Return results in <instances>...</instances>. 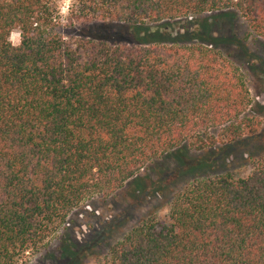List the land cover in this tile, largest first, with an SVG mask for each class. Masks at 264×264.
<instances>
[{"label":"trees","instance_id":"obj_1","mask_svg":"<svg viewBox=\"0 0 264 264\" xmlns=\"http://www.w3.org/2000/svg\"><path fill=\"white\" fill-rule=\"evenodd\" d=\"M227 11L264 41V0H72L66 15L57 0H0V264H30L77 209L164 157L260 133L244 74L218 50L66 34ZM246 164L196 175L103 264H264V153Z\"/></svg>","mask_w":264,"mask_h":264},{"label":"rangeland","instance_id":"obj_2","mask_svg":"<svg viewBox=\"0 0 264 264\" xmlns=\"http://www.w3.org/2000/svg\"><path fill=\"white\" fill-rule=\"evenodd\" d=\"M57 1L61 13L66 15L72 0ZM66 34L110 45L138 46L161 41L210 46L240 68L252 98L249 114L262 123L258 135L244 138L234 147H218L208 152L183 148L148 166L113 197L95 199L77 209L30 261V264H103L109 247L143 218L156 210L165 217L169 199L196 175L225 169L247 175L249 158L264 153V41L234 11L141 26L95 23ZM10 41L15 46L19 44L18 31L11 34ZM210 161L213 166H208Z\"/></svg>","mask_w":264,"mask_h":264}]
</instances>
